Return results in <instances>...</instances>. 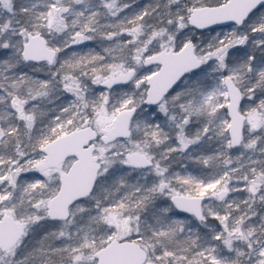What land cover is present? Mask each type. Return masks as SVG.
Masks as SVG:
<instances>
[{"label": "snow or ice", "instance_id": "6c2138e0", "mask_svg": "<svg viewBox=\"0 0 264 264\" xmlns=\"http://www.w3.org/2000/svg\"><path fill=\"white\" fill-rule=\"evenodd\" d=\"M0 264H264V0H0Z\"/></svg>", "mask_w": 264, "mask_h": 264}]
</instances>
